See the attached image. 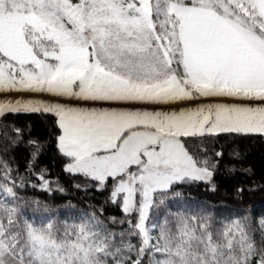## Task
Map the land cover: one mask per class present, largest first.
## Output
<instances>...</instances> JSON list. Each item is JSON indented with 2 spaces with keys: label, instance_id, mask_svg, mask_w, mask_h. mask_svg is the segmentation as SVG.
<instances>
[{
  "label": "snow or ice",
  "instance_id": "obj_1",
  "mask_svg": "<svg viewBox=\"0 0 264 264\" xmlns=\"http://www.w3.org/2000/svg\"><path fill=\"white\" fill-rule=\"evenodd\" d=\"M20 113L55 118L64 171L124 219L40 216L38 200L29 215L0 160V264H264V218L156 215L185 185L215 190L224 153L199 159L192 140L264 137V0H0V118Z\"/></svg>",
  "mask_w": 264,
  "mask_h": 264
},
{
  "label": "trees",
  "instance_id": "obj_2",
  "mask_svg": "<svg viewBox=\"0 0 264 264\" xmlns=\"http://www.w3.org/2000/svg\"><path fill=\"white\" fill-rule=\"evenodd\" d=\"M14 128L21 129L23 142L17 139ZM59 134L55 118L48 114L20 113L0 118V160L6 161L12 167L17 182L20 177L24 178L26 187L19 189V194L29 201L26 205L28 214H34L30 202L38 200L47 205L46 211L40 209L39 214L35 213L40 216L43 213L60 216L66 212V206L70 203L79 213L103 208L102 219L105 223L108 222V217L124 219L119 207L107 203V191L96 190L83 176H73L64 171L65 158L59 153L56 144ZM13 140L16 143H12ZM28 140L37 141L43 148L34 164L31 163V152L34 149L29 146ZM188 147L199 159L213 160L216 152L224 153L212 182L215 190L203 183L185 185L177 189L182 195L176 199L169 197L165 205L156 210V215L184 210L197 214H209L213 211L219 220L247 217L258 230L259 221L264 218V137L221 135L196 138ZM41 169H46L47 178L52 181L53 188L59 185L65 191L49 193L39 187L33 188L32 184H39L34 173ZM75 185L87 187L88 191L78 190ZM238 189L244 191L238 194ZM179 203L188 206L180 207ZM119 227L126 225L118 226L116 230Z\"/></svg>",
  "mask_w": 264,
  "mask_h": 264
},
{
  "label": "rangeland",
  "instance_id": "obj_3",
  "mask_svg": "<svg viewBox=\"0 0 264 264\" xmlns=\"http://www.w3.org/2000/svg\"><path fill=\"white\" fill-rule=\"evenodd\" d=\"M179 205H181L180 207H187L188 206V205L186 206V204H183V203H179ZM31 208H32V206H31ZM43 214L46 215L45 213H43ZM193 214H197V213L193 212ZM207 215H210L216 221H221V220L217 219L218 217L216 218V215H215V213L213 211L209 212V214H207ZM221 219L223 220V218H221Z\"/></svg>",
  "mask_w": 264,
  "mask_h": 264
}]
</instances>
